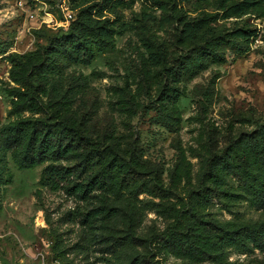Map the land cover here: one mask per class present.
<instances>
[{
	"label": "trees",
	"instance_id": "obj_1",
	"mask_svg": "<svg viewBox=\"0 0 264 264\" xmlns=\"http://www.w3.org/2000/svg\"><path fill=\"white\" fill-rule=\"evenodd\" d=\"M98 1L107 9L125 0ZM213 1L145 0L143 21L159 32L177 30L174 41L157 33L145 39L147 55L141 60L144 81L159 86L157 112L173 131L182 122L178 103L184 95L183 78L192 80L212 65L226 63L230 52L245 53L257 34L247 21L241 24L244 17L264 18V0H216V10L207 11ZM71 2L81 9L68 35L46 48L9 56L15 85L7 93L13 119L0 131V157L10 153L20 169L49 163L40 184L75 199L77 207L65 219L82 229L74 248L83 252L87 245L98 247L102 264H162L157 257L165 252L197 262L232 264L227 259L231 250L264 252V218L221 220L208 211L214 196L230 211L245 197L264 211V122L222 150L195 149L201 167L197 186L191 189L182 185L193 179L192 163L183 151L167 185L160 169L142 161L136 142H126L113 131L94 135L85 115L73 109L69 94L48 86L47 73L58 68L52 69L49 56L57 49L65 48L76 63L90 64L95 56L92 45L103 52L114 46L118 35L115 21L94 12L96 1ZM219 76L216 73L214 81ZM230 176L240 182L239 190L230 185ZM149 210L167 221L164 229L153 226L141 232ZM54 250L64 263L74 264L60 233Z\"/></svg>",
	"mask_w": 264,
	"mask_h": 264
},
{
	"label": "rangeland",
	"instance_id": "obj_2",
	"mask_svg": "<svg viewBox=\"0 0 264 264\" xmlns=\"http://www.w3.org/2000/svg\"><path fill=\"white\" fill-rule=\"evenodd\" d=\"M94 1V12L116 23L114 46L99 52L92 45L95 56L90 64L76 63L65 48L57 49L49 56L52 69L58 68L47 73L48 86L69 94L73 109L85 115L94 135L113 131L126 142H136L142 150V161L149 168L160 169L167 185L184 151L192 163L193 179L191 184L184 181L182 185L194 188L201 167L195 149L222 150L232 139L253 132L264 122V18L244 17L241 24L247 21L257 34L245 53L230 52L226 63L212 65L192 80L183 78L184 95L178 103L182 122L180 129L173 131L157 112L159 86L152 83L149 87L144 81L141 60L147 55L145 39L157 33L174 41L177 30L171 27L168 32H159L155 25L143 21L145 0H125L107 9L102 8V1ZM215 3L207 6V11H215ZM193 5L189 3L188 7ZM80 9L71 0H0V131L13 119L9 116L12 99L7 93L15 85L10 78L9 56L46 48L68 35ZM226 25L234 26L232 22ZM216 73L220 76L214 81ZM48 164L20 169L10 153L0 157V264H66L54 250L56 233L63 237L74 264H102L98 247L87 245L83 252L74 248L83 237L82 229L65 219L77 203L62 190L40 184ZM61 164L73 167L75 162ZM229 182L240 189L237 178L230 176ZM222 202L214 196L208 208L213 217L248 222L264 218V211L248 197L236 202L231 211ZM166 225L164 218L149 210L141 232L153 226L164 229ZM160 256L157 258L162 264H217L166 252ZM227 259L232 264H264V252L240 254L231 250Z\"/></svg>",
	"mask_w": 264,
	"mask_h": 264
}]
</instances>
